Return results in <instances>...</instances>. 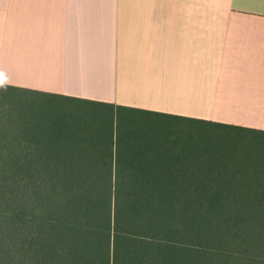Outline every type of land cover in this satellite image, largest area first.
I'll return each instance as SVG.
<instances>
[{
	"label": "trees",
	"instance_id": "1",
	"mask_svg": "<svg viewBox=\"0 0 264 264\" xmlns=\"http://www.w3.org/2000/svg\"><path fill=\"white\" fill-rule=\"evenodd\" d=\"M0 264H264V131L0 84Z\"/></svg>",
	"mask_w": 264,
	"mask_h": 264
},
{
	"label": "crops",
	"instance_id": "2",
	"mask_svg": "<svg viewBox=\"0 0 264 264\" xmlns=\"http://www.w3.org/2000/svg\"><path fill=\"white\" fill-rule=\"evenodd\" d=\"M0 84L264 131V0H0Z\"/></svg>",
	"mask_w": 264,
	"mask_h": 264
}]
</instances>
